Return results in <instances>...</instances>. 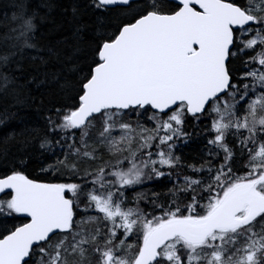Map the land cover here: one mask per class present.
<instances>
[{
  "label": "snow or ice",
  "instance_id": "6c2138e0",
  "mask_svg": "<svg viewBox=\"0 0 264 264\" xmlns=\"http://www.w3.org/2000/svg\"><path fill=\"white\" fill-rule=\"evenodd\" d=\"M0 264H264V0H0Z\"/></svg>",
  "mask_w": 264,
  "mask_h": 264
}]
</instances>
